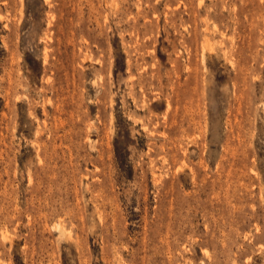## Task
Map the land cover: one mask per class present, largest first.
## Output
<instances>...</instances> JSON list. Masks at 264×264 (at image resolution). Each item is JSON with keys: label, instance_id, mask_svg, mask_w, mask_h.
Listing matches in <instances>:
<instances>
[{"label": "rangeland", "instance_id": "1", "mask_svg": "<svg viewBox=\"0 0 264 264\" xmlns=\"http://www.w3.org/2000/svg\"><path fill=\"white\" fill-rule=\"evenodd\" d=\"M0 264H264V0H0Z\"/></svg>", "mask_w": 264, "mask_h": 264}]
</instances>
